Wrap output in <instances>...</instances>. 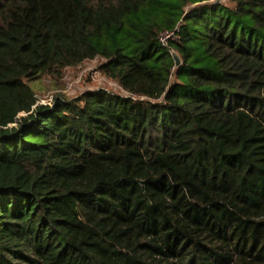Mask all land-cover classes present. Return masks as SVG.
I'll list each match as a JSON object with an SVG mask.
<instances>
[{
    "label": "trees",
    "instance_id": "1",
    "mask_svg": "<svg viewBox=\"0 0 264 264\" xmlns=\"http://www.w3.org/2000/svg\"><path fill=\"white\" fill-rule=\"evenodd\" d=\"M227 2L0 0V264H264V0ZM97 57L125 94L38 102Z\"/></svg>",
    "mask_w": 264,
    "mask_h": 264
},
{
    "label": "rangeland",
    "instance_id": "2",
    "mask_svg": "<svg viewBox=\"0 0 264 264\" xmlns=\"http://www.w3.org/2000/svg\"><path fill=\"white\" fill-rule=\"evenodd\" d=\"M222 4L228 3L221 0ZM173 38V36H172ZM102 58L86 60L82 63L65 68L59 76H43L31 82L39 102L52 101L58 94L68 98L76 97L84 91L103 88L109 92L125 94L118 83L106 77L100 70Z\"/></svg>",
    "mask_w": 264,
    "mask_h": 264
},
{
    "label": "built area",
    "instance_id": "3",
    "mask_svg": "<svg viewBox=\"0 0 264 264\" xmlns=\"http://www.w3.org/2000/svg\"><path fill=\"white\" fill-rule=\"evenodd\" d=\"M172 36H173V38L175 37V35H174V31L163 32L162 35H161V42H162L163 44H166V43L168 42V39H173ZM35 96H36V95H35ZM38 102H39V101H38ZM50 102H51V101H49V102H47V103H50ZM39 103H45V102H39Z\"/></svg>",
    "mask_w": 264,
    "mask_h": 264
},
{
    "label": "water",
    "instance_id": "4",
    "mask_svg": "<svg viewBox=\"0 0 264 264\" xmlns=\"http://www.w3.org/2000/svg\"><path fill=\"white\" fill-rule=\"evenodd\" d=\"M174 57H175V62H176V65H179V64H180L179 57H177L176 55H175Z\"/></svg>",
    "mask_w": 264,
    "mask_h": 264
}]
</instances>
